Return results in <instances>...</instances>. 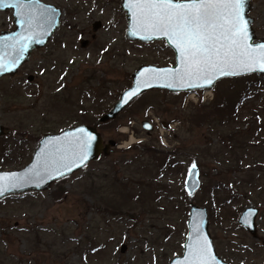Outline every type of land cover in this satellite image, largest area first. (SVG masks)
<instances>
[{"label":"rangeland","instance_id":"obj_1","mask_svg":"<svg viewBox=\"0 0 264 264\" xmlns=\"http://www.w3.org/2000/svg\"><path fill=\"white\" fill-rule=\"evenodd\" d=\"M41 1L61 10L60 25L29 60L26 69L34 80L27 83L24 77L26 97L15 91L13 119L4 115L7 110L0 112V120L15 129V141H9L14 157L0 160L9 171L30 162L43 135L80 123L94 125L130 87L138 67L174 65L163 41L125 38L121 0ZM248 15L256 41L263 40L264 0H250ZM95 21L102 24L97 31L92 30ZM233 79L218 81L213 96L195 92L198 104L184 93H144L114 122L98 125L103 144L113 140L117 145L107 157L46 191L0 200V264H169L183 252L191 204L207 209L208 231L221 260L263 264L264 75ZM250 80L261 83L246 91L232 121L203 115L218 91H240ZM254 107L256 116H251L248 108ZM145 121L154 124L151 133L142 128ZM150 147L161 154L152 158ZM162 158L167 161L158 166ZM193 164L200 186L189 196L184 183ZM59 188L64 195L54 201ZM249 207L258 210L255 239L238 224Z\"/></svg>","mask_w":264,"mask_h":264},{"label":"water","instance_id":"obj_2","mask_svg":"<svg viewBox=\"0 0 264 264\" xmlns=\"http://www.w3.org/2000/svg\"><path fill=\"white\" fill-rule=\"evenodd\" d=\"M18 2L24 3L26 7L23 9L11 6L0 7V10H13L15 25V30L4 37V40L8 42V47L0 49V64L10 66V70H4L0 67V78L4 75L15 74L28 61L30 53L34 49L45 47L48 40L60 25L62 12L55 6L40 0H4V3L9 5ZM132 3L133 0H121L120 4V11L125 12V38L130 42L140 43L165 41L166 45L174 52V65L166 67L142 65L138 67L131 75V86L119 95L116 103L98 119L96 124L92 126L77 124L57 134L43 135L27 165L19 170L0 171V191L3 193L0 195V200L32 191H46L55 182L83 170L88 164L100 159L102 155L105 157L108 156L110 150L116 147V142L110 140L104 145L102 137L97 130V125L106 124L115 120L136 98L148 91L165 90L172 94L189 93L202 89H212L218 81L223 79L264 74V71L259 70H237L238 74L236 75H221L219 72H216L213 76V83L210 86L206 84L203 77L176 75L183 68L179 50L166 37L138 30L137 18L133 15V9L130 7ZM249 11L250 0H244L243 14L245 20L248 22L247 29L249 36V39L245 42L252 46L264 45V39L256 41L257 38L252 28L253 19L248 15ZM200 16L201 20L210 21L211 19L208 10H201ZM46 17L51 18L50 25L45 22ZM22 19H31V27L27 28L26 25L22 24L20 22ZM92 27L93 31H97L101 27V23L97 21ZM86 43V41H82L81 46L85 47ZM22 44H26L27 48L21 53L20 47ZM18 56L20 57L19 63L11 66L13 60ZM169 84L171 87L167 86ZM137 86H139V92L129 99L126 94L135 90ZM142 127L148 132L151 131L150 125L145 122L142 124ZM81 130L88 136L93 137V139L87 141L86 137L82 135ZM84 155L87 156V159L81 164L80 160ZM199 186V168L196 165L195 169H192L191 166L185 179V191L189 196H192L198 190ZM257 214L258 210L256 208L249 207L242 212L238 219V224L254 239L257 238L258 233L256 225ZM208 225L207 209L191 204L183 252L181 256L173 258L169 264H186L192 256V248L198 238L208 248V254L206 255L207 264H227L216 254L208 231ZM125 251L126 246H121L120 252L124 253ZM195 264H200V261L196 259Z\"/></svg>","mask_w":264,"mask_h":264},{"label":"snow or ice","instance_id":"obj_3","mask_svg":"<svg viewBox=\"0 0 264 264\" xmlns=\"http://www.w3.org/2000/svg\"><path fill=\"white\" fill-rule=\"evenodd\" d=\"M9 6L26 7L22 2L9 5L0 0V7ZM130 7L137 18L138 30L166 37L179 50L183 68L176 75L203 77L210 86L216 72L236 75L237 70L264 71V45L252 46L245 42L249 36L248 22L243 14L244 0H133ZM201 10L209 11L210 21L201 20ZM20 22L31 27V19ZM45 22L50 25L51 18L46 17ZM26 48L27 45L22 44L20 52ZM19 59L16 57L11 66L19 63ZM0 67L10 70L7 64H0ZM167 86L171 87L170 84ZM139 90L137 86L126 95L131 99ZM81 133L87 141L93 139L83 130ZM86 159V155L82 156L80 163ZM195 167L193 164L192 169ZM207 254V246L198 238L186 264H195L196 259L200 264H207Z\"/></svg>","mask_w":264,"mask_h":264},{"label":"flooded vegetation","instance_id":"obj_4","mask_svg":"<svg viewBox=\"0 0 264 264\" xmlns=\"http://www.w3.org/2000/svg\"><path fill=\"white\" fill-rule=\"evenodd\" d=\"M49 4V3H48ZM54 6V5H53ZM56 7V6H55ZM120 9V6H119ZM121 12V11H120ZM97 22V21H95ZM94 22V23H95ZM100 22V21H98ZM93 23V24H94ZM101 23V22H100ZM92 24V26H93ZM102 26V24H101ZM15 25H14V18H13V11L12 10H0V49H4L5 47H8V42L4 40V37L14 31ZM100 29V28H99ZM98 29V30H99ZM93 30V27H92ZM55 33V32H54ZM53 33V35H54ZM51 36V38L53 37ZM50 38V39H51ZM48 40V42L50 41ZM82 41V40H81ZM80 41V42H81ZM45 45V47L48 45ZM81 46V43H80ZM45 47L41 49H35L31 52L30 57L26 63L21 66L15 74L12 75H4L0 78V112H4V110H7V113L4 115H10V117L13 119L12 113L14 114L16 105L14 104V94L17 90L18 92H23V96L26 97L29 95L28 91V84H25L24 77H26L27 83H31L34 80L33 75H29L26 69V66L34 52L40 51L44 49ZM82 48V47H81ZM86 48V47H85ZM31 78V79H30ZM6 83V84H4ZM7 100V105H5L4 101ZM3 117L0 120V141H3V143L0 145V160L6 156L7 158L14 157V142H12V146L9 145V141L13 140L15 141V132L14 128L10 125H6L3 123ZM148 122V121H147ZM151 126V132L154 129V124L152 122H148ZM150 132V133H151ZM25 137L21 139L23 143H25ZM19 140V142H21ZM9 146V148H8ZM12 169L4 168L0 166V171H9Z\"/></svg>","mask_w":264,"mask_h":264},{"label":"trees","instance_id":"obj_5","mask_svg":"<svg viewBox=\"0 0 264 264\" xmlns=\"http://www.w3.org/2000/svg\"><path fill=\"white\" fill-rule=\"evenodd\" d=\"M258 77V76H255ZM235 79H230V81H234ZM242 80V79H240ZM249 84H246L240 91H236V92H232L230 94H226V95H220V91H218L217 93V98L216 100H214L212 103H210L209 105H206L203 110H204V114L203 115H208L209 117H211L212 120L214 121H220V120H226V121H232L233 120V116L238 113L239 108L242 106L240 105V102L243 101V97H245L247 95V92L249 91L250 88H255L258 89V86L255 84H260L261 82L257 81V80H250ZM259 82V83H258ZM247 91V92H246ZM243 95V96H242ZM257 107H254L252 109L248 108V110H252V114L251 116H256L255 111H256ZM263 110H260L263 114H264V107L262 108ZM111 124V123H110ZM229 140H234V136L231 134L229 136ZM262 144L264 145V141L262 142ZM147 151H149L151 154H149L152 158H155L156 156L160 155L161 152L159 149H156L155 147H150L147 148ZM162 155H168V154H162ZM165 158L160 159L157 163V165H160L162 163H166L165 162ZM167 161V160H166ZM94 184V182H91ZM94 185L93 188L90 189V191H87L90 194H94ZM101 187L98 189L100 190ZM208 188H206L207 190ZM98 190H96V193H98ZM213 188L210 189V191H212ZM207 192V191H206ZM64 195V190L59 188L57 191L53 192L52 197L54 201L59 200L62 196ZM113 207H108L107 211L115 212V210L111 211L110 209ZM120 211V210H119ZM216 214V213H215ZM217 216V214H216Z\"/></svg>","mask_w":264,"mask_h":264},{"label":"bare ground","instance_id":"obj_6","mask_svg":"<svg viewBox=\"0 0 264 264\" xmlns=\"http://www.w3.org/2000/svg\"><path fill=\"white\" fill-rule=\"evenodd\" d=\"M132 141H130V143H131Z\"/></svg>","mask_w":264,"mask_h":264}]
</instances>
